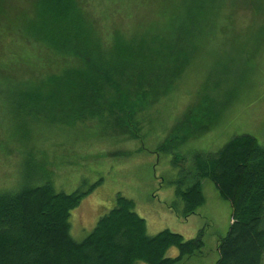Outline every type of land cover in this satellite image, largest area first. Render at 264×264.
<instances>
[{
	"label": "rangeland",
	"instance_id": "374dc122",
	"mask_svg": "<svg viewBox=\"0 0 264 264\" xmlns=\"http://www.w3.org/2000/svg\"><path fill=\"white\" fill-rule=\"evenodd\" d=\"M74 1L99 47L107 49L118 34L141 35L166 21L199 22L198 42L191 46L196 51L182 77L139 115L141 127L114 117L66 125L31 122L11 98L23 88H42L49 74L61 73L62 64L50 70L55 56L16 34L41 22L40 1L0 0V191L50 181L56 191L71 193L94 184L71 211L74 240L92 231L119 193L134 202L148 235L168 229L187 239L202 232V252L179 264H214L218 240L229 228L230 201L203 178L205 200L194 214L179 217L168 205L178 200L175 181L193 169L195 154L215 152L239 134L264 146V0ZM177 254L175 247L166 253Z\"/></svg>",
	"mask_w": 264,
	"mask_h": 264
},
{
	"label": "trees",
	"instance_id": "16d2710c",
	"mask_svg": "<svg viewBox=\"0 0 264 264\" xmlns=\"http://www.w3.org/2000/svg\"><path fill=\"white\" fill-rule=\"evenodd\" d=\"M39 1L41 22L31 23V32L16 34L26 42L34 39L43 44L45 52L57 60L49 69L61 63L62 71L49 74L42 88H23L11 98V104L24 109L31 122L43 119L66 125L71 120L114 117L121 124L141 127L139 115L182 77L196 51L191 46L198 42L199 22L166 21L141 35L122 39L118 34L105 49L99 47L100 40L93 37V29L82 19L74 0ZM2 54H7L4 45ZM188 117L194 119L192 114ZM176 139L169 142L174 144ZM203 178L213 181L219 196L232 207L214 264H261L264 146L249 134H239L215 152L195 154L193 169L175 181L178 200L168 205L177 216L187 218L204 203ZM94 186L64 193L47 181L1 190L0 264H179L202 252V232L187 239L168 229L148 235L134 202L119 193L115 205L92 231L82 240H74L71 211ZM172 247L178 254L168 257Z\"/></svg>",
	"mask_w": 264,
	"mask_h": 264
}]
</instances>
